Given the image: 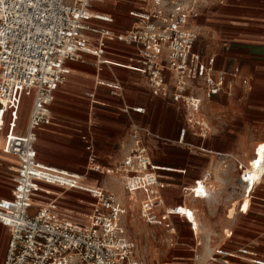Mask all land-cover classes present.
Listing matches in <instances>:
<instances>
[{"label": "built area", "instance_id": "1", "mask_svg": "<svg viewBox=\"0 0 264 264\" xmlns=\"http://www.w3.org/2000/svg\"><path fill=\"white\" fill-rule=\"evenodd\" d=\"M104 1L112 0H0V146L3 143L4 151L18 162L12 195L0 200V228L9 235L2 264H144L123 219L130 213L148 225L164 226L174 241L177 230L171 217L184 214L183 207H163L159 177L147 145L155 137L146 127L131 125L127 154L111 168L99 166L88 146L90 171L118 181L128 205L101 186L82 187L79 176L39 162L36 131L51 124L55 92L70 74L66 62H84V55L103 57L107 37L134 45L138 59H129L128 66L147 77L154 97L184 110L182 142L189 132L203 139L209 134L200 92L211 98L230 95L237 85L249 86L239 68L218 70L215 58L204 59L194 50L199 34L193 21L201 5L210 0H138L139 9L133 13L137 23L122 35L97 31L90 24L93 20L112 23L109 16L91 11L93 2ZM95 32L100 37L97 43L89 35ZM114 90L120 94L119 86ZM25 98L32 100L28 129L16 135ZM237 168L241 181L246 182L247 167L239 163ZM210 179L206 174L197 181L189 191L191 196L208 197ZM42 184L88 193L93 203L88 213L81 214L85 220L67 219L55 202L35 210L36 194L51 195ZM141 191L146 194L144 200H139ZM186 218L195 233V223ZM262 248L260 241L233 251L219 247L207 263L196 256L187 264H264Z\"/></svg>", "mask_w": 264, "mask_h": 264}, {"label": "crops", "instance_id": "2", "mask_svg": "<svg viewBox=\"0 0 264 264\" xmlns=\"http://www.w3.org/2000/svg\"><path fill=\"white\" fill-rule=\"evenodd\" d=\"M139 6L138 0L93 2L92 13L109 16L112 23L93 20L90 24L97 31L107 29L114 35H122L135 27L137 20L133 13ZM193 28L199 34L194 49L196 52L204 59L215 58L218 70L232 71L239 68L244 78L253 81L251 96L264 94L259 86L260 80L264 78V0H210L201 5ZM89 35L96 43L100 38L98 32ZM131 58L138 59L134 45L107 37L106 54L103 57L84 55V62H66L70 74L55 92L51 124L36 131L39 162L68 175L79 176L82 187L101 186L111 191L116 189L111 178L90 171L88 146L91 145L96 154L99 166L111 168L121 163L127 154L131 125L146 127L155 137L147 145L159 177L163 207H183L184 214L171 219H184L187 223L186 211L193 213L191 221L196 224L195 233L188 225L194 238V247L191 248L194 258L198 256L201 263H207L219 247L231 251L238 249L242 244L234 248L224 243L213 249L204 262V252L200 249L202 242L198 240V231L202 229L200 219H248L250 223L257 224L252 229L255 230L254 234L264 227V219H253L254 214L259 215L260 209L264 208L263 190L255 197L256 189L262 183L251 193L249 186L241 181L237 168L239 163L246 166L244 155L251 144L264 142V121L258 119L251 126L253 121L249 115L251 108L264 111V107H260V102H249V93L246 91L249 86L237 85L232 94L221 93L211 98L200 92L209 134L203 139L189 132L182 142L180 130L185 125V121L179 118L185 117L182 106L154 97L147 77L128 66ZM115 86H119L120 94L114 90ZM25 107L26 101L23 100L16 121V135L27 132L32 100L28 117L24 120ZM3 146L2 143L0 158L12 160L15 166H11L10 171L15 173L18 162L4 151ZM206 174L211 175L210 180L217 186L215 189L213 186L210 188L208 197L195 199L189 191ZM235 178L241 184L237 190L233 188ZM42 188L51 195L36 194L35 210L43 204L55 202L67 219L83 222L85 215L81 214L88 213L90 210H85L90 209L93 203L88 193L46 184H42ZM120 192L119 196L114 193L124 203L120 199L124 191ZM10 197L4 196L0 200ZM39 197L43 200H37ZM138 197L144 200L146 194L141 191ZM245 208L248 211L243 212ZM225 232L228 233V230ZM233 235L234 230L229 228L226 238L231 239ZM262 236L253 240H261Z\"/></svg>", "mask_w": 264, "mask_h": 264}, {"label": "rangeland", "instance_id": "3", "mask_svg": "<svg viewBox=\"0 0 264 264\" xmlns=\"http://www.w3.org/2000/svg\"><path fill=\"white\" fill-rule=\"evenodd\" d=\"M259 86L261 91L264 93V78L260 80ZM249 87L250 88L246 90L249 93V96L247 97L249 102L252 104L255 102H260V107H264V94L259 96H251L253 93V81L251 80H249ZM25 101L26 107L24 109V120L28 117L30 109V99L25 98L24 102ZM235 102L237 101L235 100ZM249 115L251 122L253 121L251 126L255 123L254 121L258 119H260V121H264V111L262 110L257 111L256 109L251 108ZM179 118L180 120L185 121L184 115L182 118ZM251 131H253V128H251ZM246 152L247 153L244 155L245 157L243 162L246 166H249L247 169H252L257 164L262 166V178L259 179L255 187L261 183L262 184L258 189H256V197V195L261 194L262 190L264 193V142L251 144ZM5 159V157L4 159L0 158V162L2 163L0 166V198H3L4 196L10 197L11 189L13 187V177L15 175L14 172L10 171V167L15 166L13 161ZM81 171H83L82 168ZM100 178L102 179L103 177ZM112 181L116 184V189L114 188L110 192H115L116 195L118 194L119 196L121 194L120 191L123 192V189L118 181L113 179ZM209 185L211 187L213 186V189H215L217 186L211 180L209 181ZM240 185L241 184L235 178L233 182V188L237 190L238 186ZM116 190H119V192H116ZM124 196L125 195L123 193V196L120 197V199L128 205V199ZM62 198L63 197H60V199ZM37 200L40 201L43 199L39 197ZM35 205L36 207L39 206L38 203ZM235 208L237 209V206ZM89 210L90 209L87 208L85 211L88 212ZM244 211L248 210L245 208ZM260 211L261 212L259 215H257V213L254 214L255 218L253 219H264V208L260 209ZM200 223L202 224V229L198 231V240L199 242H202L200 249L201 252H204V262L206 259H208L209 254L213 249L224 243L226 246L236 248L240 244L252 243L254 241L261 242L264 240V235L262 236L264 233V227L259 231L258 234H254L253 232L255 230L252 229L255 228L257 224L250 223L248 219H200ZM123 224L127 229L128 235L136 245L137 256L143 261L144 264H185L186 262L194 260L195 254L191 249L194 247V238L188 223L184 219H172V224L177 229L178 233V237H175L174 241H171V237L167 234L166 227L148 225L137 216L131 217L130 213L123 219ZM225 224L228 225L226 226ZM229 228L234 230V235L231 239L226 238V234L229 233ZM225 230H228V233H226ZM5 232L6 231L4 228L0 230V264H2L3 258L5 256L8 240V234L6 235ZM260 233L262 234L260 235ZM260 236H262L261 240H253ZM182 244L185 246H182ZM261 250L264 252L263 248ZM198 252L200 253V250H198Z\"/></svg>", "mask_w": 264, "mask_h": 264}, {"label": "bare ground", "instance_id": "4", "mask_svg": "<svg viewBox=\"0 0 264 264\" xmlns=\"http://www.w3.org/2000/svg\"><path fill=\"white\" fill-rule=\"evenodd\" d=\"M245 176H247V178H246L247 181L244 183L249 186V190L252 193L253 189L255 188L256 183L259 181L260 178H262V166L260 164H257L254 168L247 169V171L245 172ZM200 186L202 188L204 186V184L202 182H200ZM203 188L205 189L206 186H204ZM199 197H202V194H200ZM187 216L189 217L190 220H192L193 213L186 211V217Z\"/></svg>", "mask_w": 264, "mask_h": 264}]
</instances>
